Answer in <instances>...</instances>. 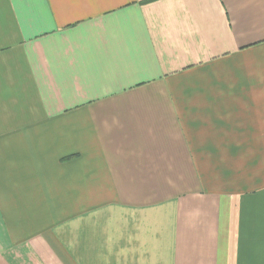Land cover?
Segmentation results:
<instances>
[{"label":"crops","instance_id":"obj_1","mask_svg":"<svg viewBox=\"0 0 264 264\" xmlns=\"http://www.w3.org/2000/svg\"><path fill=\"white\" fill-rule=\"evenodd\" d=\"M0 264H264V0H0Z\"/></svg>","mask_w":264,"mask_h":264}]
</instances>
